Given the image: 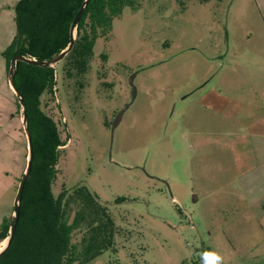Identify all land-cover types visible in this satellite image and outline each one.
Returning a JSON list of instances; mask_svg holds the SVG:
<instances>
[{
    "label": "rangeland",
    "instance_id": "obj_1",
    "mask_svg": "<svg viewBox=\"0 0 264 264\" xmlns=\"http://www.w3.org/2000/svg\"><path fill=\"white\" fill-rule=\"evenodd\" d=\"M17 1L0 0L11 8L10 36ZM134 1L98 39L88 72L58 63L56 94L42 98L67 143L54 195L88 188L119 229L117 253L108 250L88 264H203L205 251L220 254L223 264H264V201L254 187L264 171L250 167L264 158L241 156L233 137L252 134L240 121L242 114L248 119V105L254 115L264 109L255 91L261 81L255 77L264 82L258 62L264 38L254 0ZM230 98L236 103L228 106ZM17 115L23 120L19 108ZM21 132L24 160L12 195L0 176V225L12 220L27 168L24 124Z\"/></svg>",
    "mask_w": 264,
    "mask_h": 264
},
{
    "label": "trees",
    "instance_id": "obj_2",
    "mask_svg": "<svg viewBox=\"0 0 264 264\" xmlns=\"http://www.w3.org/2000/svg\"><path fill=\"white\" fill-rule=\"evenodd\" d=\"M84 1L20 0L15 8V37L2 53L8 74L16 56L43 62L63 53L71 43V27ZM134 3L90 0L77 25L74 47L61 62L78 74H86L98 39L106 38L114 20ZM56 85L54 67L17 62L14 88L25 101L34 159L18 226L9 248L0 256V264H88L108 250L116 252L119 229L109 208L94 193L77 187L54 195L60 148L67 143L57 123L42 108V98H54ZM17 106L21 110L18 101ZM11 225L9 219L1 223L0 242L9 238Z\"/></svg>",
    "mask_w": 264,
    "mask_h": 264
},
{
    "label": "crops",
    "instance_id": "obj_3",
    "mask_svg": "<svg viewBox=\"0 0 264 264\" xmlns=\"http://www.w3.org/2000/svg\"><path fill=\"white\" fill-rule=\"evenodd\" d=\"M19 2L20 0L16 2L15 6H17ZM254 5L258 10L260 18L262 19V31L260 34L262 38H264V0H254ZM10 9L11 8L9 5L0 3V57L2 56V53L5 51V49L12 43L15 37V34L14 36L9 35L8 24L6 22V16L8 15V11ZM15 17L16 15L13 18V23L16 29ZM262 41H264V39H262ZM261 45L264 47V42ZM263 57L264 56L258 59V62L261 66L264 65ZM1 62H3V72L1 73H7L8 71L6 62L4 63V61H0L1 66ZM246 75L247 82L252 83L256 87L255 83L253 82V74L250 71H247ZM257 78L261 81L258 82V88H255V91L261 94L262 98L264 99V82L260 77H255V79ZM7 84L10 93L6 95H0V176L2 177L5 173L6 180L8 181V184L5 185V191H8L10 195H12L16 185V178L14 176H17V174L22 171L24 160L23 133L21 132V129L23 128V120L17 115L18 106L14 100L15 93L9 83V80ZM229 86L231 87V81L229 82ZM228 100L230 101L228 106L236 103V101L231 98ZM250 106L251 105H248V109L245 111L247 112L246 115L248 116V119H244L242 114L240 121L243 125L248 127L252 134L247 137L242 134L233 137H235L234 139H238L239 151L237 153H240L241 156L249 155L255 160L257 157L264 158V109L259 108L260 114L254 115L252 113L253 109H251ZM235 151L237 150L235 149ZM11 166L14 167L13 170H10ZM250 167L253 171H257L259 168H262L261 172H263L264 162H261L260 164L254 162V165ZM254 187L259 193V199L264 201V182L261 184L256 182Z\"/></svg>",
    "mask_w": 264,
    "mask_h": 264
},
{
    "label": "water",
    "instance_id": "obj_4",
    "mask_svg": "<svg viewBox=\"0 0 264 264\" xmlns=\"http://www.w3.org/2000/svg\"><path fill=\"white\" fill-rule=\"evenodd\" d=\"M90 0H85L82 4L81 9L79 10L76 19L74 20L72 27H71V43L69 45V47L63 52L61 53L59 56L55 57L54 59H52L51 61H43V62H38L36 60H30L24 56H16L13 58L12 62H11V67L9 70V83L11 85V87L13 88L14 93L16 94V97L18 98V103L21 107V110L23 113L26 112V105H25V101L23 99V97L21 96V94L14 88V78H15V73H16V67H17V62L19 61H23V62H28L30 64L33 65H37V66H41V67H53L55 65H57L58 63H60L72 50V48L74 47L75 44V40H76V31H77V25L80 21V19L82 18L83 14L85 13V10L89 4ZM137 74H134L130 80H129V84L133 90V98H132V102H134V100L136 99L137 96V90L135 88L134 85V81L136 78ZM128 109L125 108L123 111H121L118 116L116 121L114 122V124L112 125V136L115 132V129L118 127L123 114L125 113V111ZM23 124H24V131L26 133V137L28 139V162H27V168L21 178L20 181V185L18 188V192L16 195V199L14 202V210H13V217H12V225H11V230H10V236L9 238H7L6 241V246L4 247V249L0 252V256L9 248L11 241L13 239V236L15 234L16 228L18 226V222H19V218H20V204L22 201V197H23V193H24V189L25 186L28 182V180L31 177V172H32V167H33V159H34V148H33V141H32V137L30 134V130L28 127V119L26 114H24V118H23Z\"/></svg>",
    "mask_w": 264,
    "mask_h": 264
},
{
    "label": "clouds",
    "instance_id": "obj_5",
    "mask_svg": "<svg viewBox=\"0 0 264 264\" xmlns=\"http://www.w3.org/2000/svg\"><path fill=\"white\" fill-rule=\"evenodd\" d=\"M203 264H223V257L216 252L205 251L201 254Z\"/></svg>",
    "mask_w": 264,
    "mask_h": 264
},
{
    "label": "bare ground",
    "instance_id": "obj_6",
    "mask_svg": "<svg viewBox=\"0 0 264 264\" xmlns=\"http://www.w3.org/2000/svg\"><path fill=\"white\" fill-rule=\"evenodd\" d=\"M4 244V243H3ZM6 246V243L5 245L2 246V244L0 245V252L4 249V247Z\"/></svg>",
    "mask_w": 264,
    "mask_h": 264
}]
</instances>
